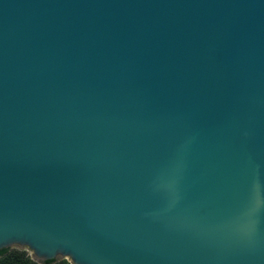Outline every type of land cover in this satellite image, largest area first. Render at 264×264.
<instances>
[{
  "label": "water",
  "instance_id": "1",
  "mask_svg": "<svg viewBox=\"0 0 264 264\" xmlns=\"http://www.w3.org/2000/svg\"><path fill=\"white\" fill-rule=\"evenodd\" d=\"M12 246L264 264V0H0Z\"/></svg>",
  "mask_w": 264,
  "mask_h": 264
},
{
  "label": "trees",
  "instance_id": "2",
  "mask_svg": "<svg viewBox=\"0 0 264 264\" xmlns=\"http://www.w3.org/2000/svg\"><path fill=\"white\" fill-rule=\"evenodd\" d=\"M0 264H71L66 260L46 261L37 263L30 256L20 250L3 249L0 251Z\"/></svg>",
  "mask_w": 264,
  "mask_h": 264
},
{
  "label": "rangeland",
  "instance_id": "3",
  "mask_svg": "<svg viewBox=\"0 0 264 264\" xmlns=\"http://www.w3.org/2000/svg\"><path fill=\"white\" fill-rule=\"evenodd\" d=\"M6 249H9V250L16 249V250L23 251V252H25L28 256H30V258H31L33 261L40 263V260H37L36 258L32 257V255H31L27 250H24V249L19 248V247H16V246H12V247H9V248H6Z\"/></svg>",
  "mask_w": 264,
  "mask_h": 264
}]
</instances>
